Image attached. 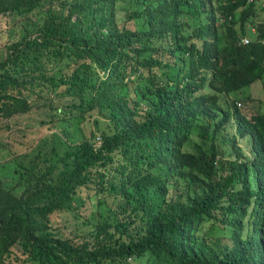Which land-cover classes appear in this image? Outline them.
Listing matches in <instances>:
<instances>
[{
	"label": "trees",
	"instance_id": "obj_1",
	"mask_svg": "<svg viewBox=\"0 0 264 264\" xmlns=\"http://www.w3.org/2000/svg\"><path fill=\"white\" fill-rule=\"evenodd\" d=\"M206 1L0 0V17L43 15L0 59V121L47 113L0 127V264H264V93L243 96L264 89V1L219 0L210 46L194 32ZM174 178L183 200H168Z\"/></svg>",
	"mask_w": 264,
	"mask_h": 264
},
{
	"label": "rangeland",
	"instance_id": "obj_2",
	"mask_svg": "<svg viewBox=\"0 0 264 264\" xmlns=\"http://www.w3.org/2000/svg\"><path fill=\"white\" fill-rule=\"evenodd\" d=\"M264 1V0H263ZM262 1V2H263ZM264 3V2H263ZM60 6H57V9H59ZM47 9H45L44 11H46ZM121 19L124 16V14L121 13ZM43 15L42 12H32L30 15H28L26 18H7V17H0V59L5 58L6 56V50H7V46L11 45L14 41H17L21 38V35L23 34V28L25 26V24L29 23V22H39L41 21ZM120 19V21H121ZM259 19L260 20H264V11L260 10L259 11ZM129 28H133L135 29V26H133V23L130 22L128 25ZM262 92L264 93V89H263V85L261 82H256L255 84H253L252 87H249L247 89L244 90L243 92V96L247 97V96H251L252 98H258L260 96H262ZM235 94H232V97H227L228 100H232L235 99L236 97H234ZM224 106L225 109H227L230 105L227 104H222ZM240 110L242 111L244 109V107L242 108L239 107ZM252 110H247L244 109V111H242V113L244 115H246L247 117H250L252 114H254V110H256L258 108L257 104H255V106L251 107ZM47 113L44 114H38V116H33L32 114L30 115H26V116H22V117H13V119L9 120L7 123L0 121V127L2 125L5 124H9L12 128L14 129H19V128H25V127H34V126H39V123L41 122L42 119H47L46 117ZM91 126H93V123L90 124ZM57 132L61 133L62 131H69L71 132V134L74 136V139H76V137L79 136L80 131L72 129L70 127H68L67 123H63V124H58L57 125ZM33 131V135H31V138H33L34 140H39L41 141V139H43L44 137H48L51 136V133L48 132L47 128H36V129H32ZM77 131V132H76ZM229 134L233 135L235 134V126H233L232 128L229 129ZM80 137V136H79ZM38 141V142H39ZM8 143V139L5 135H1L0 134V146L5 145ZM194 142L192 140H190L186 146L190 149H192ZM239 146L242 147L244 149V151L246 153H248V147L250 148V144H249V140L247 139H239ZM0 149H2L0 147ZM3 157V158H2ZM10 157L9 151H5L0 154V161L4 160L6 158ZM10 166V165H9ZM8 171H6L7 174ZM11 173V172H10ZM177 179H173L171 182V186H170V192L168 195V200H171L172 198L176 199L177 201L179 200H183L184 196H185V191H182V186L184 187V180L183 181H178L179 186H180V191L179 190H175L174 184L176 182ZM83 194L86 196L90 195L91 192H89L87 194V191L85 190L83 192ZM106 195H103V200H105L107 197ZM109 207H117L114 206L113 203H110L108 205ZM120 218H122V216H119ZM56 219H57V224L58 225H62V227H64V225H68L66 224V222H62V219H58L55 217V224H56ZM214 224L213 221H207L205 223H203L200 227V232L199 235L203 236L204 234H206V232H208V230L211 229V226ZM70 225V224H69ZM72 227V226H69ZM70 230L68 229L67 232H69ZM226 242L230 243L229 240H227ZM130 264H144V262H137L135 260L130 261Z\"/></svg>",
	"mask_w": 264,
	"mask_h": 264
},
{
	"label": "clouds",
	"instance_id": "obj_3",
	"mask_svg": "<svg viewBox=\"0 0 264 264\" xmlns=\"http://www.w3.org/2000/svg\"><path fill=\"white\" fill-rule=\"evenodd\" d=\"M251 3V2H249ZM218 4H219V0H212L211 2H207L206 1V10L207 12L203 13L200 17H199V23L197 25V27H195L194 29V32L195 31H198L199 29L202 30V33L205 35L203 36L204 38H201L202 41L206 42L209 46L210 45H213L214 43H216V41L219 39L220 37V34H221V28L224 26V24L226 23V19L224 16L221 15V11L218 9ZM263 6H264V3H263ZM255 29H252L251 32H252V36H256L257 35V32L256 30L254 31ZM200 40V39H199ZM199 40L197 41V43L199 42ZM245 40H249V43H251V37H245L242 39L241 41V44L243 45H248V44H245L244 41ZM198 48V47H197ZM200 49V48H198ZM169 60H172V58H170ZM171 63H173L174 61H170ZM173 65V64H172ZM173 67V66H172ZM174 68V67H173ZM178 70L176 68H174L172 70V72H177ZM172 81H168L167 84L171 83ZM173 84H170V86H172ZM208 92V91H206ZM204 95V92L202 91H198L195 93V97H199V96H202ZM220 106L224 108V106L222 104H220ZM231 106V114H232V122L231 124L229 125V129L232 128L233 126H235V134L231 135V134H228L229 136H237V138H239V127H238V122L235 121L236 117L234 116V111H235V106L234 105H230ZM238 108L241 107V105L237 104ZM213 106L209 103L206 104V111L208 114L210 113V110H212ZM215 111L217 112V116L219 115V117L221 118L224 117V114L223 112L215 107ZM225 111H228L227 109H225ZM203 119H204V116L202 115L201 118H200V122H203ZM248 140H249V144H250V148L248 147V153H246L244 151V149L242 147L238 146L242 149V153L246 156L249 157L250 160H253L255 158V153H254V150H253V143L251 142V138L250 136L247 137ZM245 138V139H247ZM240 139V138H239ZM239 139H238V143H239ZM192 140L194 142L193 146H192V149L188 148L186 146V144L189 142H185L182 147H181V152L183 154L189 152V153H192L194 151V145L196 143H198V139L194 136L192 137Z\"/></svg>",
	"mask_w": 264,
	"mask_h": 264
},
{
	"label": "built area",
	"instance_id": "obj_4",
	"mask_svg": "<svg viewBox=\"0 0 264 264\" xmlns=\"http://www.w3.org/2000/svg\"><path fill=\"white\" fill-rule=\"evenodd\" d=\"M249 2H253V0H249ZM255 31V30H254ZM245 44H248L249 43V40H245L244 41Z\"/></svg>",
	"mask_w": 264,
	"mask_h": 264
}]
</instances>
